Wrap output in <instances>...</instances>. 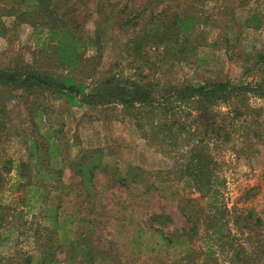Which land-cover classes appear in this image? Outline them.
Masks as SVG:
<instances>
[{
  "label": "rangeland",
  "instance_id": "rangeland-1",
  "mask_svg": "<svg viewBox=\"0 0 264 264\" xmlns=\"http://www.w3.org/2000/svg\"><path fill=\"white\" fill-rule=\"evenodd\" d=\"M243 2L244 6H240L241 0H70L65 10L74 9L72 16L88 41L85 55L91 59L87 70H94L90 79H84L81 73L78 76L86 84L113 74L168 85L254 82L264 68V64L262 68L258 64L259 69H250L256 55L264 53V0ZM151 12L193 16L197 26L181 57H164L165 45L145 47L142 56L149 61V67L141 70L144 59L126 52L132 31L119 25L140 16L146 18ZM252 16L260 21V27L251 21ZM2 21L6 32L0 35V69L28 64L58 75L67 73L52 55L35 51L38 36L30 26L17 24L11 17H3ZM97 34L101 37L99 51L90 45ZM181 44L180 40L178 45ZM140 74L148 77H139ZM31 99L15 91L5 103L0 101V106L6 107V114L0 115V204L16 210L13 220L8 218L10 225L0 228V264H11L24 252L36 260L40 253V241L32 237L38 226L42 232L44 219L39 209L21 219L25 224L22 234L12 230L20 222L17 211L24 207L26 184L38 182L31 177L18 181L17 176L22 165L27 168L21 169V174L37 173L31 168L37 157L30 162L26 143L31 139L38 143L36 156H45L42 167L65 193L59 202L58 217L66 221V230L71 227V234L62 238L64 231L59 235L47 229L52 240L49 253L60 264H215V258L225 261L220 249L214 257L205 256L209 238L200 224L212 206L189 178L177 174L176 168L189 149L182 139L178 140L179 152H169L165 143L159 145L141 137L135 121L119 105L68 108L60 100H41L46 110L45 128L63 138L64 161L59 163L60 156L55 158L52 151H46L47 136L35 132L37 119L27 103ZM235 111L240 112L237 119ZM207 114L199 115L186 106L177 116L185 115L192 134L190 144L203 140L216 162L220 182L217 208L224 211L229 237L245 243L250 235L259 251V264H264L260 247L264 244V98L244 95L228 105H213ZM211 117L222 128L219 138L205 136ZM82 150L98 151L102 166L107 167L96 172L89 195L81 192L80 178L69 167ZM128 167L147 173L141 174L145 181L123 185L120 179L127 178ZM58 170L61 173L57 177ZM56 191L51 190L48 196L55 205ZM187 215L199 220L197 234L191 238L185 234L191 227ZM70 238L78 240L79 249L87 246L89 255L71 251L67 245ZM254 245L249 246L250 250Z\"/></svg>",
  "mask_w": 264,
  "mask_h": 264
},
{
  "label": "trees",
  "instance_id": "trees-1",
  "mask_svg": "<svg viewBox=\"0 0 264 264\" xmlns=\"http://www.w3.org/2000/svg\"><path fill=\"white\" fill-rule=\"evenodd\" d=\"M69 1L0 0V35L3 36L6 32V27L2 21L3 17H12L17 21V24L30 26L38 36L35 51L44 56L52 55L58 67L67 71L65 75H58L51 70L28 64L21 66L16 64L13 67L0 69V101L5 103L9 95L15 91L22 92L26 98H32L27 103H29L30 111L34 112L33 117L37 119L35 132L38 131L41 135L47 136L49 145L46 151H52L55 158H57L56 156L61 157L63 138L53 136V130L49 127L45 128L47 126L44 122L46 110L42 107L41 100H60L68 108L100 107L105 104L119 105L135 121L136 127L141 132V137L159 145L165 143V148L169 152H179L178 140L182 139V142L189 149L184 152V160L176 168L177 174L182 178H189L195 189L201 193L202 197H206L212 206L210 213L205 215V220L200 224H203L204 233L209 238L205 256L214 257L220 249L225 261L218 262L219 258H215V264H259L261 260L257 253L259 251L256 250V243L251 242L250 235L245 238V243L234 242L229 237L227 224L223 218L224 211L217 208L220 193L217 186L220 182L216 172V162L208 152L207 144L203 140L190 144L192 134L189 133L188 125L184 120L185 115H177L186 106H190L199 115L203 113L208 115L207 112L213 105H228L234 99L244 95L263 99L264 68L262 65L264 64V53L260 52L256 55L254 66L250 68L256 70L261 66L262 71L258 74V79L240 85L230 82L168 85L161 82H145L143 79H132L115 74L86 84L78 74L81 73L84 79H90L94 76V70H91L92 73L87 70L88 62L91 59L85 55L88 41L83 36L79 25L76 24V17L72 16L74 9L65 10ZM244 5L245 2L241 0L240 6ZM251 21L260 27V21H256L254 16L251 17ZM129 25L131 27H127ZM196 26L197 20L193 16L177 14L166 16L164 13L155 12H151L150 16L146 18L140 16L119 25L123 30L130 29L132 31L126 44V52L141 61L144 59L142 55L145 47L153 44L165 45L164 57H181L190 44V35ZM180 40L182 44L178 45ZM100 43L101 37L97 34L90 45L96 47L94 48L95 51H99ZM171 52L173 53L171 54ZM144 61L141 70L149 67V61L145 59ZM258 64L260 66H257ZM250 69L246 68L247 71H251ZM139 77L147 78L148 76H141L140 74ZM2 114H6V107L3 104L0 106V115ZM239 116L240 112L235 111L234 118L237 119ZM210 120L205 126V136L212 135L219 138L222 128L216 124L212 117ZM35 142L34 139H31L30 142L26 140L27 148L30 150V162L37 157V161L31 166L37 170V173L34 175L21 174V169L27 168L22 165L18 169L19 174L17 176L18 181L31 177L38 182L26 184L28 195L22 201L24 207L17 211L20 222L15 227L18 229L12 226V230L14 229L17 234H22L21 229L25 227V224H21V219L29 212L39 209L43 214L42 219H44L43 226H41L42 232L38 226L37 229L33 230L32 237L39 239L38 251L40 253L35 260L32 254L24 252L11 264H60L49 253L52 240L49 238L47 229L50 228L53 233L56 232L59 235L64 231L62 238L71 234V227L66 230L64 227L66 221H62L58 217L59 202L65 193L63 189L57 187L53 175L42 167L45 156L41 154L36 156L38 143L35 144ZM61 159L59 163L64 161L62 157ZM59 163L54 165L57 166ZM69 167L75 173L74 175L80 178L78 185L81 187V192L87 195L94 185L96 172L107 169L106 166H102L101 155L96 150L80 151L77 161L70 163ZM60 173L61 170H58L57 177ZM126 174L127 178L120 179L123 181V185L143 183L145 178L141 174L147 173L128 167ZM51 190H57L54 194L55 197H58V204L56 205L50 199L48 200ZM14 211L16 210L8 205L0 204V228L10 225L11 222L8 218L13 220ZM186 221L191 227L185 234L187 238H191L197 234L199 220L195 216L187 215ZM258 223L259 221H257ZM12 230L8 229L9 232ZM18 230L20 231L18 232ZM159 231L157 230V232ZM163 240L168 242L167 238H163ZM67 245L73 252L78 251L82 255H89L90 250L87 249V246L84 249H79L78 240L74 238L68 239ZM253 245L254 247L250 250ZM260 247L263 248L262 256H264V244Z\"/></svg>",
  "mask_w": 264,
  "mask_h": 264
},
{
  "label": "crops",
  "instance_id": "crops-1",
  "mask_svg": "<svg viewBox=\"0 0 264 264\" xmlns=\"http://www.w3.org/2000/svg\"><path fill=\"white\" fill-rule=\"evenodd\" d=\"M12 18V17H11Z\"/></svg>",
  "mask_w": 264,
  "mask_h": 264
}]
</instances>
